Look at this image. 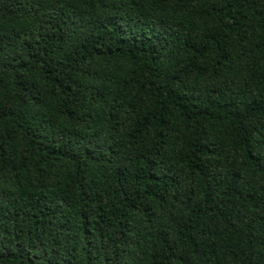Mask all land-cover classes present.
I'll list each match as a JSON object with an SVG mask.
<instances>
[{"label": "trees", "instance_id": "obj_1", "mask_svg": "<svg viewBox=\"0 0 264 264\" xmlns=\"http://www.w3.org/2000/svg\"><path fill=\"white\" fill-rule=\"evenodd\" d=\"M0 264H264V0H0Z\"/></svg>", "mask_w": 264, "mask_h": 264}]
</instances>
